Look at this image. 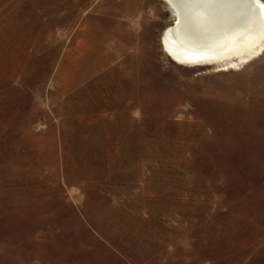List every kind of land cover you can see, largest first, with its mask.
I'll return each instance as SVG.
<instances>
[{
    "label": "rangeland",
    "instance_id": "obj_1",
    "mask_svg": "<svg viewBox=\"0 0 264 264\" xmlns=\"http://www.w3.org/2000/svg\"><path fill=\"white\" fill-rule=\"evenodd\" d=\"M173 24L0 0V264H264V53L180 65Z\"/></svg>",
    "mask_w": 264,
    "mask_h": 264
},
{
    "label": "bare ground",
    "instance_id": "obj_2",
    "mask_svg": "<svg viewBox=\"0 0 264 264\" xmlns=\"http://www.w3.org/2000/svg\"><path fill=\"white\" fill-rule=\"evenodd\" d=\"M163 2L174 18L163 32V50L177 64L228 71L264 53V1Z\"/></svg>",
    "mask_w": 264,
    "mask_h": 264
},
{
    "label": "snow or ice",
    "instance_id": "obj_3",
    "mask_svg": "<svg viewBox=\"0 0 264 264\" xmlns=\"http://www.w3.org/2000/svg\"><path fill=\"white\" fill-rule=\"evenodd\" d=\"M257 2H258V0H257Z\"/></svg>",
    "mask_w": 264,
    "mask_h": 264
},
{
    "label": "water",
    "instance_id": "obj_4",
    "mask_svg": "<svg viewBox=\"0 0 264 264\" xmlns=\"http://www.w3.org/2000/svg\"><path fill=\"white\" fill-rule=\"evenodd\" d=\"M176 21V20H175Z\"/></svg>",
    "mask_w": 264,
    "mask_h": 264
}]
</instances>
